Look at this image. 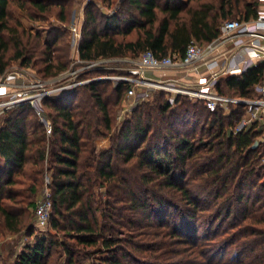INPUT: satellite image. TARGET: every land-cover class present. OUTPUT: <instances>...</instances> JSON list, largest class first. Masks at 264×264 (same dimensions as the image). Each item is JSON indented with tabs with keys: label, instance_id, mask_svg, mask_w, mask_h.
<instances>
[{
	"label": "trees",
	"instance_id": "trees-1",
	"mask_svg": "<svg viewBox=\"0 0 264 264\" xmlns=\"http://www.w3.org/2000/svg\"><path fill=\"white\" fill-rule=\"evenodd\" d=\"M72 1L0 0V76L13 62L43 80L69 68ZM99 1L106 11L91 0L84 9L78 53L86 62L145 51L181 58L191 41L219 38L225 22L258 16L251 0H123L112 13L115 0ZM12 6L33 20L55 8L61 26L32 35ZM257 86L264 62L219 78L216 91L250 100ZM128 88L98 81L44 99L50 136L29 105L0 118V234L22 231L32 197L50 178L54 234L34 238L15 264H264V122L236 132L246 106L226 114L158 92L117 126Z\"/></svg>",
	"mask_w": 264,
	"mask_h": 264
},
{
	"label": "built area",
	"instance_id": "built-area-1",
	"mask_svg": "<svg viewBox=\"0 0 264 264\" xmlns=\"http://www.w3.org/2000/svg\"><path fill=\"white\" fill-rule=\"evenodd\" d=\"M261 1L263 6L258 10L256 18L249 21L225 22L221 27L219 38L210 44L199 45L191 41L181 58L176 55L157 58L151 51H145L135 62H130L134 67L126 75L89 76L93 70L107 69V64L112 60L82 61L78 53L81 29L71 26V41L74 46H78L72 65L58 76L47 80L41 79L29 68H15L5 72L0 76V115L15 106L29 105L47 136H50L52 124L42 110L44 99L68 93L92 82L112 80L129 86L126 97L131 100L130 111L140 100H147L152 90H157L200 101L209 111L217 109L227 111L230 106H246L245 116L236 128V132L253 122H264V86L255 88L258 97L254 100L224 97L216 91V84L221 76L239 75L248 68L264 62V0ZM219 50H226L222 54H228L223 62H218ZM173 69L189 70L193 74H198L200 69H204L208 77L199 78L191 87H183L170 81H156L148 77V74L153 72ZM174 97L169 98L171 103ZM48 186L47 183L43 197L34 210L35 221L39 228L47 226L50 215L51 201Z\"/></svg>",
	"mask_w": 264,
	"mask_h": 264
},
{
	"label": "rangeland",
	"instance_id": "rangeland-1",
	"mask_svg": "<svg viewBox=\"0 0 264 264\" xmlns=\"http://www.w3.org/2000/svg\"><path fill=\"white\" fill-rule=\"evenodd\" d=\"M90 0H73L72 3L70 4V9L68 11L67 14V21L68 23L65 24V29H66V42L69 44V55H68V59H69V67L72 65L73 63V59L74 57H76V51H77V47L74 46L73 42L71 41V32H70V28L71 26H77L78 28L81 29L82 32V26H83V22H84V9L87 5V3ZM93 2H95V4L97 5V7L101 10V11H106L104 9L105 4L101 3V1L99 0H91ZM115 3L112 4L111 8H109V10L107 12L112 13L113 11L116 10V7H118V5L120 4L121 0H115ZM251 2H256V4H258V10L263 6V2L261 0H251ZM115 8V9H114ZM57 9L53 8L51 9V12L47 15H44L43 19H37V20H33L28 18L26 11H22L20 9H18L15 6L11 7V16L12 18H14V20L19 21V23L22 25V27L25 29L26 32L32 34V35H40L42 38H44L46 36V33L50 30H52L54 27L57 26H61L59 24V21L57 20ZM120 60V59H119ZM129 60L131 62H135L137 60L136 59H132L129 58ZM129 65V64H128ZM125 61H122V59L118 62V61H112L111 63L107 64V69L104 70H98V71H92L91 72V77H98V76H117V75H121L125 73L124 68L126 66H128ZM15 68H21L19 66V63L13 62L10 67L9 70H14ZM123 68V70H121ZM93 72H97L96 74H93ZM112 83V85L115 84V82H113L112 80H106ZM158 92H163L165 94H167V98H171L172 96H177L176 94L173 93H167L165 91H157V90H152L150 93V97L147 100H152V96L155 93ZM127 92L126 95L124 94L123 96V103L121 105V107H119L117 109V113H116V125L118 126L123 120L127 119L130 117V105H131V100L127 99ZM184 96V95H181ZM258 97V94L255 91V97H253L252 100L256 99ZM188 98V97H187ZM189 99V98H188ZM194 101V100H192ZM137 104V103H136ZM134 107L136 105H133ZM133 107V108H134ZM42 110L44 111V115L47 119L51 120L49 118L48 112L45 109V107L42 104ZM226 114H228L229 109L227 111H224ZM34 113V112H33ZM4 114V113H3ZM3 114L0 115V118L3 116ZM35 115V113H34ZM36 116V115H35ZM37 118V116H36ZM38 120V118H37ZM115 125V126H116ZM264 139V137H263ZM263 139H261V142L263 141ZM103 146V145H102ZM102 146H100L102 148ZM261 164L264 165V158L261 161ZM50 184V178L48 173L45 174L44 180H43V185L42 188L37 192V194L32 197V201L35 203V205L38 204L39 201H41L42 197H43V192L45 189V185ZM95 194L97 196V201L99 202L100 200H104L105 199V188H98L95 190ZM36 207V206H35ZM35 207H30L28 208V219L26 221L25 227H23L22 231L19 234H10V233H2L0 234V264H15L17 255L25 249V247L29 244H32V241L34 240V238H46L48 239L54 234V231H52L50 229V226L47 224V226H45L44 228H39L36 224L35 221V216H34V210ZM50 215L48 218V223L50 220V216L52 211L50 210ZM101 213H98V215H100ZM28 230H34L33 234L31 236L28 237ZM202 234V232H201ZM54 253V252H53ZM56 255L54 254L52 256V259L55 258ZM50 259V260H52ZM61 264H64V258H60ZM50 262V261H49Z\"/></svg>",
	"mask_w": 264,
	"mask_h": 264
},
{
	"label": "crops",
	"instance_id": "crops-1",
	"mask_svg": "<svg viewBox=\"0 0 264 264\" xmlns=\"http://www.w3.org/2000/svg\"><path fill=\"white\" fill-rule=\"evenodd\" d=\"M123 0H121L122 2ZM229 48V47H227ZM224 51L226 50H219L218 53V62H223L227 57L228 54H222L224 53ZM122 59V61H125V63L128 65L124 68L125 73L121 74V75H126L128 74V71L130 69H132L134 66L130 63L131 61L129 60V58H114L111 59L112 61H120ZM123 70V68L121 69ZM148 77L151 78L152 80H156V81H170L173 83H177L183 87H191L193 85V82L198 80L199 78H204V77H208L207 72L204 69H200V72L198 74H193L191 71L189 70H179V69H173V70H169V71H163V72H153L148 74ZM224 77V76H221ZM220 77V78H221ZM3 165L2 163H0V168H2Z\"/></svg>",
	"mask_w": 264,
	"mask_h": 264
},
{
	"label": "water",
	"instance_id": "water-1",
	"mask_svg": "<svg viewBox=\"0 0 264 264\" xmlns=\"http://www.w3.org/2000/svg\"><path fill=\"white\" fill-rule=\"evenodd\" d=\"M138 99H139V97H138ZM138 99H137V100H138Z\"/></svg>",
	"mask_w": 264,
	"mask_h": 264
}]
</instances>
